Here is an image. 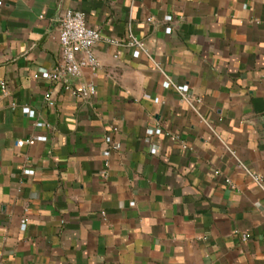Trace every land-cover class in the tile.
I'll use <instances>...</instances> for the list:
<instances>
[{
	"label": "crops",
	"instance_id": "1",
	"mask_svg": "<svg viewBox=\"0 0 264 264\" xmlns=\"http://www.w3.org/2000/svg\"><path fill=\"white\" fill-rule=\"evenodd\" d=\"M69 8L102 36L88 99L47 76ZM239 159L264 181V0H0V264H264Z\"/></svg>",
	"mask_w": 264,
	"mask_h": 264
},
{
	"label": "built area",
	"instance_id": "2",
	"mask_svg": "<svg viewBox=\"0 0 264 264\" xmlns=\"http://www.w3.org/2000/svg\"><path fill=\"white\" fill-rule=\"evenodd\" d=\"M167 30L171 31L172 27L168 26ZM101 38L100 29L88 25L86 14L83 10L73 8L67 9L59 17L61 58L54 65V67H52V69L47 71V76L53 81L61 84L65 90L70 91L76 97L84 99L92 97L96 93L97 86L93 81L85 80L82 77L87 69L92 73H95L100 65L95 46ZM111 40L115 43H124L132 47V53L134 56H139L144 52L149 54L145 41L131 29H129L127 33L126 40ZM1 85L4 92H6V82L1 81ZM163 85L165 87L173 86L178 91L181 99L186 101L191 108L200 115L203 121H206L205 117L202 116L198 108V103L202 101V97L192 93L188 83L179 84L167 76V78L163 81ZM49 102L53 103L52 100H49ZM23 110L25 112H29L30 107L25 106L23 107ZM155 132L160 133L161 128L158 127ZM172 136L176 137V135ZM105 139L107 142H110L111 136L107 135ZM220 140L225 148L237 157L235 150L227 145L222 138H220ZM34 141L35 137H30L28 139H19L17 144L23 145L25 143H33ZM152 150L155 151L156 147L154 146ZM239 162L245 168L247 173L264 189L263 176L259 172L250 169L240 159ZM108 163L109 162L107 161V164ZM26 171H29V169ZM25 222L26 218H23V226L25 225ZM247 236L248 233H243L244 239H246Z\"/></svg>",
	"mask_w": 264,
	"mask_h": 264
}]
</instances>
